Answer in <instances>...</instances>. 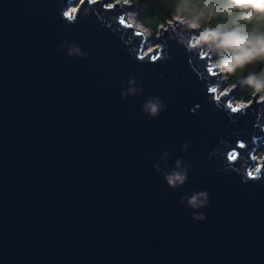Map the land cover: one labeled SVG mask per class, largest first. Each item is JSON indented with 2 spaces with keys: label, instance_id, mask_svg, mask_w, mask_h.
Returning <instances> with one entry per match:
<instances>
[{
  "label": "water",
  "instance_id": "obj_1",
  "mask_svg": "<svg viewBox=\"0 0 264 264\" xmlns=\"http://www.w3.org/2000/svg\"><path fill=\"white\" fill-rule=\"evenodd\" d=\"M109 2L0 0V264H264V175L243 183L225 169L233 149L234 169L264 163L253 159L264 105L253 98L232 123L197 75L210 56L190 66L175 25L145 56L146 36L125 18L136 4ZM76 3L74 21L61 16ZM65 41L88 57L61 54ZM133 77L143 93L123 99ZM152 95L167 104L156 119L141 110ZM165 150L169 167L191 165L175 191L154 167ZM193 190L210 193L203 222L180 204Z\"/></svg>",
  "mask_w": 264,
  "mask_h": 264
},
{
  "label": "clouds",
  "instance_id": "obj_2",
  "mask_svg": "<svg viewBox=\"0 0 264 264\" xmlns=\"http://www.w3.org/2000/svg\"><path fill=\"white\" fill-rule=\"evenodd\" d=\"M129 2L131 1L123 0L125 4ZM107 7L111 8L112 4H108ZM165 7V16H158L147 22L138 20L135 13H131L129 23L138 33L145 36H151L153 32L159 36L160 28L175 25L174 28H170L169 38L184 49L189 57L190 66L197 55L210 56V61L197 72V75L209 93H216L214 97L210 96V102L217 109L222 110L232 123L237 122V113L239 116L248 114L253 98L264 105V0H174ZM74 8L71 12L77 10ZM71 12L68 6L62 8L61 16L74 21ZM58 51L72 59H86L89 55L79 45L67 41ZM152 51L153 48L149 47L144 55L147 56ZM140 59L144 57L141 56ZM156 59H169L168 52L164 51L163 56L157 52L152 57V60ZM193 71L196 69L193 68ZM207 74L217 76L218 79L211 81L207 78ZM139 85L140 82L135 77L129 79L126 85L121 86V97L128 99L142 94L143 88ZM237 88L240 89L241 95L233 96L228 107L221 109V105L217 102ZM199 107L196 105L190 111L195 112ZM141 110L146 116L156 119L167 111V104L159 96L152 95L144 100ZM253 128L264 133V115L258 114ZM236 135L239 136L240 133L237 132ZM252 138L254 139L255 136ZM190 143L185 141L182 144L183 153L189 151ZM220 143L226 145L228 142L221 140ZM236 143L243 149L246 142L237 139ZM217 154L223 157V153H217L216 150L209 155ZM170 155L171 153L165 150L160 162L154 164V167L163 176L166 185L175 191L188 183L191 165L181 158H176L169 167ZM235 159L233 149L227 154L225 169L237 171L243 183H247L249 179H260L264 175L262 174L264 163H257L254 168L243 171L230 166L229 162ZM253 159L264 162V152L254 156ZM209 203L210 193L207 190L185 192L180 199L181 206L189 210L192 214L191 218L198 222L206 220L204 209Z\"/></svg>",
  "mask_w": 264,
  "mask_h": 264
},
{
  "label": "trees",
  "instance_id": "obj_3",
  "mask_svg": "<svg viewBox=\"0 0 264 264\" xmlns=\"http://www.w3.org/2000/svg\"><path fill=\"white\" fill-rule=\"evenodd\" d=\"M115 1V0H112ZM134 2L137 7L134 10L139 19L142 21H151L156 17H163L166 15V5H170L174 0H130ZM240 90L237 96H240Z\"/></svg>",
  "mask_w": 264,
  "mask_h": 264
},
{
  "label": "rangeland",
  "instance_id": "obj_4",
  "mask_svg": "<svg viewBox=\"0 0 264 264\" xmlns=\"http://www.w3.org/2000/svg\"><path fill=\"white\" fill-rule=\"evenodd\" d=\"M77 4V3H76ZM76 4H72V5H70V9H72V8H76L77 9V5ZM108 4H113V2H112V0H110V2L108 3ZM137 6V5H136ZM131 13H135V15H136V17H138V15H137V13L134 11V10H129L128 11V14H131ZM138 19H139V17H138ZM140 20V19H139ZM157 39V36H156V34H155V32H153V34L151 35V36H149V40L148 41H146V45H149V47H159V44L158 43H156V40ZM238 92V91H237ZM237 94V93H236ZM238 95V94H237ZM260 143L262 144V147H261V149L258 151V153H257V155H259L260 153H262V152H264V138L263 139H261L260 140Z\"/></svg>",
  "mask_w": 264,
  "mask_h": 264
},
{
  "label": "bare ground",
  "instance_id": "obj_5",
  "mask_svg": "<svg viewBox=\"0 0 264 264\" xmlns=\"http://www.w3.org/2000/svg\"><path fill=\"white\" fill-rule=\"evenodd\" d=\"M73 9V8H72ZM75 9V8H74ZM69 11L71 12V9L69 8ZM73 13V12H72ZM125 18L129 21V14H127L126 16H125ZM137 19H138V17H137ZM139 20V19H138ZM149 40V36H146V41H148ZM145 46H146V48H149V45H146L145 44ZM256 162H258V160H256Z\"/></svg>",
  "mask_w": 264,
  "mask_h": 264
},
{
  "label": "built area",
  "instance_id": "obj_6",
  "mask_svg": "<svg viewBox=\"0 0 264 264\" xmlns=\"http://www.w3.org/2000/svg\"><path fill=\"white\" fill-rule=\"evenodd\" d=\"M258 156V155H257Z\"/></svg>",
  "mask_w": 264,
  "mask_h": 264
}]
</instances>
